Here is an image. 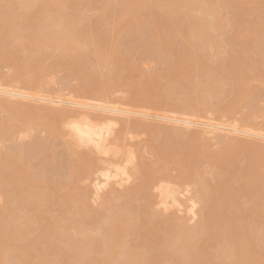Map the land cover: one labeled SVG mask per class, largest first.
<instances>
[{"label":"bare ground","instance_id":"obj_1","mask_svg":"<svg viewBox=\"0 0 264 264\" xmlns=\"http://www.w3.org/2000/svg\"><path fill=\"white\" fill-rule=\"evenodd\" d=\"M5 3L0 8V63L11 66L13 73L6 77L0 74V111L6 113L0 119V137L10 136L16 125L20 137H28L29 142L0 150V201L5 202L0 207V264H27L23 260L11 263L8 255L14 251L30 259L31 264H163L164 260L172 264H264V128L252 129L251 115L259 107L253 99L258 89L250 84L257 81L264 93V15L256 14V19L248 23L253 39L238 35L242 5L260 8L264 0H227L223 5L217 0H95L98 22L109 26L105 36L99 38L92 37L99 34L94 23L79 29V15L64 0ZM31 8L35 11L29 16ZM222 10L228 12L226 17H220ZM214 32L226 33L234 49L254 52L250 57L232 55L221 61V80L208 68L204 55L209 44L215 48ZM88 36L90 40L84 43L82 38ZM123 37L128 39L123 44L127 50L140 48L145 58L166 66L161 73L154 71L148 76L144 90L137 79L140 68L127 54L99 53L98 62L88 65L94 53L91 49L112 52L119 47L116 40ZM16 46L23 55L12 50ZM174 46L180 48L175 55ZM41 50L44 53H37ZM50 51L59 52L54 62ZM71 51L75 55L66 60ZM27 54L32 56L30 61L25 58ZM40 62L48 66L40 68ZM58 67L69 79L81 81L83 94L92 99L91 103L26 92V87H43L41 77L48 69ZM191 73L197 76L194 84L189 79ZM127 77L132 91L130 108L146 110L158 103L173 111L183 110L185 117L152 116L116 107L111 98L113 88ZM176 82L180 85L175 86ZM18 83L23 85L16 86ZM225 83L230 84L227 91ZM162 89L170 104L163 101ZM183 93H196L198 97L185 96L187 99L179 102ZM30 102L37 104L31 107ZM239 102L250 109L245 125L226 126L217 120L200 123L195 119L204 108L225 117ZM118 115L126 117L124 126ZM133 116L136 118L131 120ZM142 118L185 129L203 128L192 134L163 131ZM117 121L121 122L119 130V126L114 129ZM28 126L41 129L46 138L30 134L33 129ZM138 133L160 135L158 142L152 139L146 147L163 145L165 150H156V169L139 159L142 172L137 178L128 171L137 156L128 146ZM214 135L220 150H209L203 141ZM239 136L256 143L242 142ZM92 153L102 157L97 159ZM32 160L37 162L35 169L29 164ZM172 163L178 166V182L194 180L193 192L185 204L189 202L187 211L192 218L199 207L201 220L197 228H188L183 221L174 222V218H160L162 212L179 204L178 190L166 177ZM203 165L210 171L200 170ZM47 174L51 178H45ZM83 179L90 180L98 193L111 181L119 186L118 190L134 182L126 185L125 191L113 193L124 201L118 208L120 213L100 218L84 213L89 188L80 187L77 194L70 190L78 188ZM151 187L156 188V195L150 193ZM68 201L69 209L80 217L69 221L59 231L60 236L51 237L50 223L40 222L43 226L38 237L24 229L28 227L25 222L29 218L24 219V214L29 204L39 219L46 213L69 212ZM154 204L162 212H149ZM89 220L93 222V236L86 231ZM132 236L137 237L140 246L125 245L126 238ZM21 240L25 244L19 245Z\"/></svg>","mask_w":264,"mask_h":264},{"label":"rangeland","instance_id":"obj_2","mask_svg":"<svg viewBox=\"0 0 264 264\" xmlns=\"http://www.w3.org/2000/svg\"><path fill=\"white\" fill-rule=\"evenodd\" d=\"M217 1L221 5H223V4H225L227 2V0H217ZM5 4H6L5 0H0V8L2 6H4ZM64 4L66 6H68V8L73 10L76 14L79 15V20H80L79 22H81L80 24H78L79 29H82V27L84 28L86 26V24L89 25V23H94V25L98 26L99 34H95L94 36L92 35V37L99 38V37L105 36L109 26H106L105 24L98 22V20H99V11L97 10V6L95 4V0H64ZM242 8H243V13H242L243 14L242 15L243 21L240 22V24H239V34L238 35L239 36H247V35H249L250 36L249 38L253 39L254 36L250 33V29H249L248 23H250L251 21L256 19V14H260V16L263 17V15H264V7H262V6L260 8L253 7L251 5H248V4L244 3L242 5ZM258 10H259V12H257ZM34 11H35V8H31L29 10V16H32L34 14ZM227 13L228 12L222 10V14H220V17H226ZM193 14H197V13H193ZM197 15H199V17L201 16L200 13L197 14ZM80 18H82V20ZM0 24H2L1 21H0ZM82 39H83V42L85 43V42L90 40V37L89 36L88 37H83ZM82 39H81V41H82ZM127 40L128 39L126 37H123V38H120V39L116 40L115 43H119V47H117L116 49L112 50V52L104 53V52H101V50L96 49V48L95 49H91V51H93L94 53H92V55H91L92 57H90L88 65H89V67H92L98 62L97 56H99V53L103 54L104 56H110L111 54H117V53H120V54H123V55L127 54V55H129L130 58L132 57L133 61L140 68V74L138 75L137 79H138L139 83L142 86V90H144L146 88V81L148 79V76L151 75L154 71H158L157 73H159V72L161 73L162 71H164L166 69V66L161 64V63H159V62H155L154 60L145 58L144 55H143V51L140 48H133V49L127 50L124 47V45H123ZM213 41L215 43V48L212 46V44H209L207 46V49H206L204 55L207 57L206 63L208 64V68L211 70V72H214L213 75H215L218 80H221V78H222L220 73H219L220 68H221V65H220L221 61H227L232 55H235V56L237 55V56H241V57H250V56L254 55V52L252 50H249L248 48L245 51H239V48L234 49L232 44L228 41V35L226 33H223V32L216 33V32H214ZM217 45H218V47H217ZM12 50L13 51H17L18 55H23L22 52H21V49L18 46L12 47ZM178 51H180V48L178 46H174L172 48V52H173L174 55ZM37 53H41L42 54V53H44V51L42 52V50H41L40 52H37ZM50 54L53 55L52 56L53 57L52 61L53 62H54V60L56 61L57 60L56 57L58 58L59 52L50 51ZM73 55H75V53L71 51L70 53H67V56H65V59L69 60V58L71 56H73ZM25 58H26L27 61H30L32 56H31V54H27V56H25ZM49 61H51V60H49ZM51 62H49V63H51ZM40 64H41V66H39L40 68L43 65H45V66L47 65V64H43L41 62L39 63V65ZM113 69L114 68H112L111 70H113ZM64 72L65 71L63 70L62 67L61 68L58 67V68H56L54 70H51V71H49V69H48V71L46 73H44V75L41 77V79L45 83V85L43 87H42V85L39 86V87H34V86L26 87V92L31 93V94H41V95H44L45 97L46 96L52 97V98L53 97L54 98L59 97V98L64 99V100L76 101V99H78L77 101L80 100V101H83V102L85 101L86 103H91L92 99H90V98L88 99L89 96L87 94H86L87 96L85 94H83L84 86L81 83V81L79 79H77V78H74V77L69 79L68 76H65ZM12 73H13V68L11 66L8 67V65L0 63V74H2L4 77H6V76H10ZM38 77L39 76H36V78H38ZM64 78H66L68 81H66V79H64ZM153 78H157V80L155 79L156 83L159 82V78L157 77V75L156 76L153 75ZM189 79H190L191 84L196 83V80H197L196 74L195 73H191L189 75ZM62 80L64 81V83H63ZM68 82H69L68 86L69 87L71 86L70 88H68V86H67ZM178 83L179 82H176V83H174V85L175 86H179L180 84H178ZM250 84H251L252 87H254V88L256 87L258 89L257 90L258 96L256 95V97H254L253 99L256 100V104L259 107V111L255 112L254 114L251 115L252 116V123H253V128L252 129H253V131H260L261 129L264 128V93L261 90H259V83L257 81H251ZM22 85H23L22 83H18L16 86L21 87ZM63 85L65 87H63ZM224 86H225L224 88L227 91V88L230 87V84L228 85L227 83H225ZM11 87H13V86H11ZM130 87H131V85L129 84L128 77H127L126 79H123L121 85H119L117 88L116 87L113 88V92L111 94V98L116 101V104H114L116 107H118L120 109L123 108L125 110L126 109L127 110L128 109H132V108H130L131 107L130 105L133 104L132 100H130V95H131L130 93L132 92ZM72 88H74L76 91L74 89L72 90ZM165 92L166 91L162 89V99H163V101H166L168 104H170V102L167 101L168 100V96H167V93H165ZM81 94H83V95H81ZM188 94L187 93H183L182 96L178 97V98H180V100H178V101L180 102V101L186 100L187 98L185 99L184 98L185 96L188 97V98H191V97L197 98L198 97L196 93H194L196 97L195 96H189ZM194 94H192V95H194ZM199 94H200V92L198 93V95ZM84 95L87 98H85ZM200 96H201V94L199 95V98H200ZM182 98H184V99H182ZM12 101H14V99ZM26 102H28V101H26ZM171 102H173V101H171ZM30 104H31V107H32L34 104H37V103L36 102L35 103L34 102H30ZM178 104H180V103H178ZM167 106H165V105L162 106V105H159L157 103V104L147 108L146 110H143L144 108L143 109L137 108L136 110L135 109H132V110L138 111V112H140V111L144 112L145 111L146 114H149V115H152V116L153 115H159V116H172L173 115V116H177V117H181V118L185 117L186 114L183 112V110H181V111L180 110L179 111H173L172 109H168L169 106L168 107ZM75 109H77V107H75ZM206 109L204 108V110H206ZM208 109H209V107H208ZM231 109L232 110L229 111L230 113L225 114V117L224 116L223 117H219V116L217 117L214 113H212V114H214V115H212L211 111L209 112L208 110H206V111H208V114H207V112L205 113V111L202 110V112H200V113L196 112L199 115L196 116L195 119H196V121H198L200 123H213V122L215 123V121L217 120L218 122L221 121L220 123H222V124L223 123L226 124V126H229V125L230 126L231 125H245L247 123V121L245 120V117H246V115H250L249 114L250 109L248 107V104H244V103H240L239 102V104L233 105V107ZM87 111L89 112L91 110H87ZM91 112L93 113V111H91ZM91 112H89V113H91ZM5 114L0 111V119L3 118L5 116ZM123 117L124 116H119L118 115V118L117 117L116 118L117 119L120 118L119 121H122L123 119L125 120V118H126V117L125 118H123ZM132 118L134 119L136 117L135 116L130 117L131 120H132ZM124 120L122 121V124L124 123L123 126L125 125V121ZM142 120L145 123L148 122L150 124H156L157 129H160V130H163V131H172V132H177V133L180 132V133H183V134H192L194 132H201L202 128H203V127L194 126V127H190V129H185V128H183L184 126L160 122L159 120H156L154 118H144V119L142 118ZM119 123H121V122H118V124L115 125V127H114L115 130H116L117 126H119V127H117V130L120 129L121 124H119ZM15 124L16 123H13V125H15ZM15 126H13L11 128L10 136H5L4 135L3 137H0V150H8L13 145H20V143L24 144V143H28L29 142L28 141L29 140L28 137L23 138V139L21 138L23 136L20 137V135H22L20 133L21 130L19 128L15 127ZM28 128L33 129L32 131L30 130V134L38 135V136H41L43 138H46L45 132H43L41 129H38L35 126H28ZM28 128H27V130H28ZM221 133L222 132H220V134ZM127 137L130 138L131 136L127 135ZM132 137H133V139L130 141V146H128V148L130 150H132L133 153H135V155H137V156H136V159L134 161V165L133 166H128V171H129L130 174H132V176L138 178V177H140V174L142 172L141 168L138 167L139 166V159H144L147 162H150L151 164H153L154 169H156L157 165H158V159H157L156 154L158 152H160L161 150L164 151L165 148H164L163 145L157 147L156 149H152V148H147L146 147L147 142H149L152 139H155L158 142L160 140V135H156L154 133H138V134H134ZM215 137H216V135L207 136V138H209V140L206 137H204L205 140L203 138V141L207 144L209 150H216V149L220 150V149H222V147H220V145L218 143H216L217 141H216ZM239 137L242 138V140H243L242 142H244V140H245V142H246V140H247V142L250 141V140H251L250 142H255V141H252L254 139H251V138L248 139L245 136H243V137L239 136ZM256 141L260 142V140H256ZM60 143H61V141H60ZM57 149H59V147ZM158 149H159V151L156 152V150H158ZM92 154L95 156V158L97 157V159L102 157V156L100 157V155H99V158H98V156L95 153H92ZM27 156L28 155H26V158H27ZM29 164H30L32 169H35V167L37 165V162L35 160L34 161L32 160V161L29 162ZM134 166H135V168H134ZM200 170H205L206 172L210 171V169L205 167L204 165L200 168ZM177 176H178V166L176 164L172 163V164H170V167L167 169L166 177L168 179H171V181H173L172 182L173 183L172 187H174L175 189L178 190L179 195H177V197L179 198V200H178V198H177V200H178V203L180 204V206H179V204L175 205L176 207L173 206L168 211H166L164 213V212H162L161 208H159L158 206L156 207V204H154V205H152L150 207V209H149L150 211L149 212L157 213V212L161 211L162 212V216H160L161 219H162V217H168L167 219H173L174 218L173 219L174 222L183 221L182 223L186 224L188 228H194V227L197 228L200 225L199 223H200V220H201V218H200V216L198 214L199 207L197 206L195 208L196 209L195 213H197V215L194 218H192L193 215H191V213L187 211L189 202H187L185 204L186 200L188 201V198L191 196V194L193 192V190H192L193 187L192 186H193L194 180H190V181L186 182V184H185V183H182V182H178ZM45 178H51V175L47 174L45 176ZM82 181H84L85 183L82 182ZM82 181H80L77 184L78 188L70 189L71 192L77 194V191H78V189H80V187L87 188V189L89 188L88 189L89 190V198L85 202L84 213L92 214V215H97L98 214L100 218H104V217H107V216H110V215H116V214L120 213V212H118V210H119L118 208L123 205L124 201L122 200L121 196H114L113 193L114 192L117 193L118 191H119L118 193H120V191H125L126 187H129L130 185H132L130 183L133 180H131V182L129 184H126L128 186H126L124 184L123 185L124 187L122 186L123 189L120 187L122 190L121 189L118 190L119 186L114 184V181H111L109 183L110 186L108 184L106 186V188L104 187L106 189L107 193H106L104 188L101 189L102 191H100L99 193L96 192L93 189L94 187H93L92 182L90 180H88V179H87V182H86V179H83ZM89 181L91 183H89ZM97 181L99 182V179ZM100 181H101V179H100ZM111 183L113 184V186H111L112 185ZM152 183H154V182H152ZM89 185H91V186H89ZM91 191L93 192V194H92ZM96 193L100 194V195H97ZM150 193L153 194V195H156L157 194L156 188L151 187ZM94 194H95V196H94ZM96 196H98V197H96ZM112 196H114V197H112ZM4 203L5 202L3 200L0 201V207L3 206ZM70 203H71L70 201H68V203H67L69 212H66V213L52 212V213H48V214L46 213V214L43 215V217H41L39 219H38V217H34V211H33L34 206L29 204V209L24 214V219L25 218H29L25 222V223L28 224V227H25L24 229L26 231H30L33 234V237H38L42 233V226L50 223L51 224V229H50L49 233H50L51 237H55L56 235L60 236L59 231L62 232L63 231L62 228H64L69 221L78 220L79 217H80V214L78 212L72 211L71 208L69 209V204ZM78 207H80V204L77 203L76 204V208H78ZM187 212H188V214H187ZM24 219H20V220L22 222H24ZM21 221H19V222H21ZM17 222H18V220H17ZM40 222L43 223V225H40ZM245 223L248 225L250 223V221H247ZM86 229H87L86 231H89V235L90 236L94 235L95 232L93 230V222H92V220H89L87 222ZM18 242H19V245L25 244L24 240H21V241H18ZM138 244H139V242H138L136 236H132V237H127L126 238L125 245H127V247L138 245ZM138 246H140V245H138ZM8 259L11 261V263L19 262L20 260H23L27 264H31L30 263L31 262L30 259L24 257L22 255V253L17 252V251H14V252L10 253L8 255ZM163 264H172V262L169 261V260H164Z\"/></svg>","mask_w":264,"mask_h":264}]
</instances>
